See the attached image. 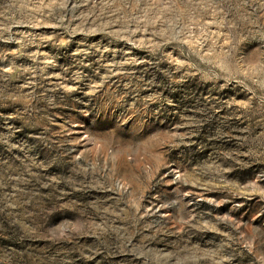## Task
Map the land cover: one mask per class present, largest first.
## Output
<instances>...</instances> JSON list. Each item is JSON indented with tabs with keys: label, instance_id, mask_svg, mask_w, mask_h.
<instances>
[{
	"label": "rangeland",
	"instance_id": "374dc122",
	"mask_svg": "<svg viewBox=\"0 0 264 264\" xmlns=\"http://www.w3.org/2000/svg\"><path fill=\"white\" fill-rule=\"evenodd\" d=\"M0 264H264V0H0Z\"/></svg>",
	"mask_w": 264,
	"mask_h": 264
}]
</instances>
